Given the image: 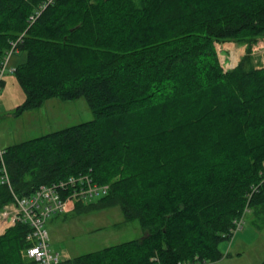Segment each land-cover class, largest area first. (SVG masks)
<instances>
[{"label":"trees","instance_id":"1","mask_svg":"<svg viewBox=\"0 0 264 264\" xmlns=\"http://www.w3.org/2000/svg\"><path fill=\"white\" fill-rule=\"evenodd\" d=\"M0 0V62L16 45L24 101L84 97L93 120L4 148L0 211L87 175L142 237L61 264H206L245 210L264 213V0ZM39 13V14H38ZM34 17V20L30 18ZM245 46L224 70L216 44ZM29 227L0 235V264H27ZM264 264V261L259 263Z\"/></svg>","mask_w":264,"mask_h":264},{"label":"rangeland","instance_id":"2","mask_svg":"<svg viewBox=\"0 0 264 264\" xmlns=\"http://www.w3.org/2000/svg\"><path fill=\"white\" fill-rule=\"evenodd\" d=\"M215 47L217 54L222 55L220 60L222 68L225 71L232 69L238 57L234 54L231 58L223 57L227 52H223L219 44ZM251 51L256 64L264 65V41L253 45ZM21 61L22 55L16 52L10 60V65L15 66ZM3 82L0 89V149L2 150L94 118L84 97L71 101L50 99L38 109L24 111L15 116L16 107L24 101V93L13 72H7ZM92 201L82 203L87 204ZM75 205L76 203H73L66 213L49 217L45 223L49 235V249L52 253H59L63 261L142 237L139 223L125 221L118 207L78 212L74 211ZM219 250L222 258L206 264L263 262L264 213L258 215L252 209L245 210L240 229L229 240L221 242Z\"/></svg>","mask_w":264,"mask_h":264},{"label":"built area","instance_id":"3","mask_svg":"<svg viewBox=\"0 0 264 264\" xmlns=\"http://www.w3.org/2000/svg\"><path fill=\"white\" fill-rule=\"evenodd\" d=\"M54 0H46L41 9L52 4ZM39 14V13H38ZM34 20V17L30 18ZM11 43L10 49L0 62V89L3 78L7 72L15 71L10 60L16 53V45ZM4 150L0 149V162L2 165L1 182L10 187L9 176L3 162ZM264 172V167H263ZM109 186L100 185L92 181L87 175L69 176L58 183L37 187L30 196L19 197L13 194V200L0 211V235L16 223L26 224L29 232L26 240L30 244L24 252L27 264H61L63 261L59 253H52L49 249V235L45 229L47 219L59 213L68 212L73 203L92 201L107 194ZM235 220L230 230L233 236L240 229L243 216ZM187 264V263H179Z\"/></svg>","mask_w":264,"mask_h":264},{"label":"crops","instance_id":"4","mask_svg":"<svg viewBox=\"0 0 264 264\" xmlns=\"http://www.w3.org/2000/svg\"><path fill=\"white\" fill-rule=\"evenodd\" d=\"M216 45H218V44H216ZM215 45V46H216ZM219 48L223 51V52H227V55H225V56H223V57H229V58H231L232 57V55L234 54L235 56H237L238 58H237V60L236 61H234V63H233V65H232V67H235L236 66V64L238 63V61L240 60V58L244 55V53H245V46H238L237 44H235V43H231V42H225V43H222V44H219ZM233 55V56H234ZM222 56V55H221ZM221 56L218 54V57H219V61L221 60ZM229 62H231L230 60H229ZM13 67H15V66H13ZM231 67V68H232ZM48 101V100H47ZM46 102V101H45ZM44 102V103H45ZM6 148V147H5ZM4 149V148H3Z\"/></svg>","mask_w":264,"mask_h":264}]
</instances>
